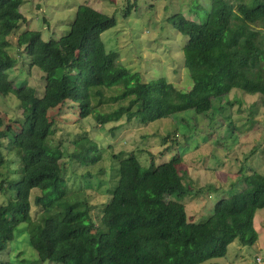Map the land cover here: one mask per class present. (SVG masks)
<instances>
[{
  "label": "trees",
  "instance_id": "16d2710c",
  "mask_svg": "<svg viewBox=\"0 0 264 264\" xmlns=\"http://www.w3.org/2000/svg\"><path fill=\"white\" fill-rule=\"evenodd\" d=\"M23 1L0 0V97L13 95L22 119L13 123L0 114V194H15L0 205V253L15 241L21 225L27 226L38 260L56 264H203L225 258L235 240L255 245L259 236L254 219L264 209V175H247L241 192L219 201L206 221L193 223L177 201L195 194L184 185L178 155L158 167L150 155L151 165L145 168L132 154H116L118 186L98 224L88 192L71 191L66 180L68 171L104 161L97 140L83 132L69 149L56 139L59 123L65 121H56L52 114L72 105L79 124L90 118L105 129L124 117L127 123L149 126L188 110L213 114V100L233 91L258 96L257 104L264 108V44L261 33L250 27L264 22V0L254 1V6L253 1L212 0L208 11L203 8L210 18L206 24L182 14L172 17L174 28L189 38L183 52L192 86L178 95L179 103L165 78L144 82L118 61L117 52H107L102 35L117 26L114 15L80 6L66 36L44 40L37 31L16 34L27 22L20 12ZM137 9L130 5L124 17ZM12 37L24 51L19 56L44 75L41 96L35 88L16 86L10 77L18 61L8 52ZM243 102L235 97L229 104ZM119 129L114 126L111 136ZM169 139L163 137L162 146ZM172 141L179 145L174 137ZM10 151L17 154L16 161L9 159ZM15 162L18 180L12 182L2 171ZM100 172L103 176L102 168ZM95 178L88 172L75 183L80 188L89 180L86 185L91 187Z\"/></svg>",
  "mask_w": 264,
  "mask_h": 264
},
{
  "label": "rangeland",
  "instance_id": "374dc122",
  "mask_svg": "<svg viewBox=\"0 0 264 264\" xmlns=\"http://www.w3.org/2000/svg\"><path fill=\"white\" fill-rule=\"evenodd\" d=\"M245 1L249 5L253 1V6L254 1L257 3L256 0ZM134 3L138 9L132 10L130 16L125 18L124 13ZM80 6L115 16L117 26L102 35L106 50L117 52L118 61L131 72L139 73L144 82L165 78L170 85L168 91L173 88L172 95L177 102L180 101V94L190 90L192 81L185 68L183 52L189 38L174 28L171 19L174 15L182 14L188 20L206 24L210 18L205 10L211 8L212 0H24L20 12L27 22L21 25L16 34L37 31L44 40H59L69 33ZM232 10L236 11V5ZM250 27L261 33L260 40L264 44V22H257ZM10 42L8 52L18 60L10 73L11 79L16 86L25 84L35 88L41 96L45 87L43 73L30 68V61L26 56L23 57L24 51L16 47V37H12ZM19 52H23L21 57ZM235 97L243 99V105H230L229 102ZM257 103L258 96L233 91L221 100H213L214 111L208 116L197 115L193 110L177 111L169 119L149 126L127 123L123 117L119 122L106 125L105 129L90 118L79 124L77 109H73L72 105L63 106L59 113L52 114L56 121H65L64 125L59 123L61 127L57 129L56 139H61L71 149L69 143L87 132L97 140L104 159L96 167L77 168L71 173L68 171L67 185L71 191L76 192L81 188L87 191L89 202L94 206V215L102 218L104 204L110 202L118 186L119 161L114 159L116 154H132L145 168L151 165L150 155L155 156L153 163L156 167L172 161L178 155L182 159L179 172L184 185L194 190L195 194L188 193L177 201L185 205L190 222H204L212 216L219 201L245 188L247 175L254 172L264 175V108L261 109ZM0 114L13 123L22 121L18 102L13 95L6 99L0 97ZM114 126L121 129L111 136ZM167 135L171 137L167 142V146L172 147L169 151L167 146H162L161 140ZM173 137L179 145L173 143ZM7 155L11 161H16L15 152H7ZM63 160L68 165V157L65 156ZM17 170L18 164L15 162L4 167L2 173L13 182L18 180ZM88 172L92 178L97 176L95 183L101 177L103 185L98 182L99 186L92 183L90 187L87 185L91 181L86 180L85 186L78 188L76 178ZM12 194L15 196L14 192L0 194V205H6ZM32 215H36L34 210ZM99 217L96 218L98 224ZM254 226L259 236L255 245H244L235 240L228 247L225 258L203 264H264V209L256 213ZM0 264L56 263L38 260L28 240L27 226L21 225L15 241L0 253Z\"/></svg>",
  "mask_w": 264,
  "mask_h": 264
}]
</instances>
